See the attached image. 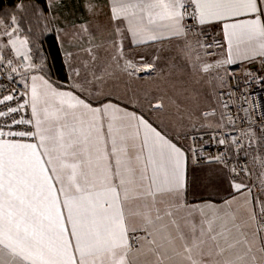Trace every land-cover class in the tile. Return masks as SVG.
<instances>
[{"label":"snow or ice","instance_id":"snow-or-ice-1","mask_svg":"<svg viewBox=\"0 0 264 264\" xmlns=\"http://www.w3.org/2000/svg\"><path fill=\"white\" fill-rule=\"evenodd\" d=\"M65 7L0 14V264H264V0Z\"/></svg>","mask_w":264,"mask_h":264},{"label":"trees","instance_id":"trees-1","mask_svg":"<svg viewBox=\"0 0 264 264\" xmlns=\"http://www.w3.org/2000/svg\"><path fill=\"white\" fill-rule=\"evenodd\" d=\"M16 0H0V14L11 11L15 6ZM50 49L49 55V67L56 79H64V70L62 68V51L57 47L52 39H49L46 45V50Z\"/></svg>","mask_w":264,"mask_h":264},{"label":"built area","instance_id":"built-area-1","mask_svg":"<svg viewBox=\"0 0 264 264\" xmlns=\"http://www.w3.org/2000/svg\"><path fill=\"white\" fill-rule=\"evenodd\" d=\"M193 31H198V29H193ZM248 67L251 68V71L253 73H255L259 70V66L253 67V66L249 65ZM253 95L264 96V89H261V87L259 85H254L253 86ZM205 131H207V130H205ZM206 148H207V151H209V152H216V151L220 150L215 144H209L206 146Z\"/></svg>","mask_w":264,"mask_h":264},{"label":"crops","instance_id":"crops-1","mask_svg":"<svg viewBox=\"0 0 264 264\" xmlns=\"http://www.w3.org/2000/svg\"><path fill=\"white\" fill-rule=\"evenodd\" d=\"M80 2L81 0H65V15L69 14H75V15H80ZM63 55V53H62Z\"/></svg>","mask_w":264,"mask_h":264},{"label":"rangeland","instance_id":"rangeland-1","mask_svg":"<svg viewBox=\"0 0 264 264\" xmlns=\"http://www.w3.org/2000/svg\"><path fill=\"white\" fill-rule=\"evenodd\" d=\"M54 78V77H53ZM54 79H56V78H54Z\"/></svg>","mask_w":264,"mask_h":264}]
</instances>
